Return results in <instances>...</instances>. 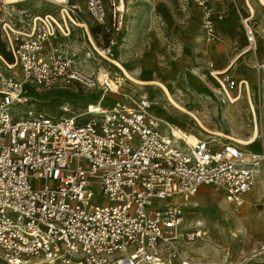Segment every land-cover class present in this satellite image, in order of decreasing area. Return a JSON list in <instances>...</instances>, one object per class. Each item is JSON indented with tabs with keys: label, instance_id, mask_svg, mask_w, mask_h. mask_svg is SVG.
I'll return each mask as SVG.
<instances>
[{
	"label": "built area",
	"instance_id": "1",
	"mask_svg": "<svg viewBox=\"0 0 264 264\" xmlns=\"http://www.w3.org/2000/svg\"><path fill=\"white\" fill-rule=\"evenodd\" d=\"M71 1L61 2L54 16L29 14L19 6L25 0H0V38L11 68L20 70L0 88V264H164L180 241L201 236L197 230L181 232L182 205L168 201L211 185L239 211L258 180L264 187V145L247 150L220 135L189 142L186 132H172L151 114L145 96L103 105L104 89L81 107L62 103L56 117L29 109V81L98 87L63 51L73 29L69 15L82 1L93 22L110 30L108 13L115 17L121 10L114 0ZM230 1L244 38L237 56L251 54L252 69L264 76V16L260 27L247 0L243 7ZM185 3L200 8L204 38L214 42L224 13L209 0ZM110 48L101 52L111 55ZM222 81L238 88L229 77Z\"/></svg>",
	"mask_w": 264,
	"mask_h": 264
},
{
	"label": "rangeland",
	"instance_id": "2",
	"mask_svg": "<svg viewBox=\"0 0 264 264\" xmlns=\"http://www.w3.org/2000/svg\"><path fill=\"white\" fill-rule=\"evenodd\" d=\"M122 1L125 8L123 11L116 13L115 17L108 13L110 22L108 29L110 30L97 26L87 13L83 2L78 1V9L75 16L72 15V17L74 19L76 17V21L87 23L94 46L87 40L88 35L83 32V28L74 26L70 37L62 43L63 51L70 56L72 55L68 49L75 52L76 58L81 59L83 70L89 73L93 71V75L98 76L102 84L106 83L103 75L106 71H110L111 80L114 81L118 80V74H120V71L116 70L108 59L105 60L103 55L112 60H120L121 65L128 72L136 73L139 79L157 80L164 83L175 101L194 113L207 128L228 136L231 135L234 138L249 136L254 123L251 120L252 117L248 112L245 99L241 98L234 104L227 101L221 102L222 95L219 94V85L210 75L211 63L214 64H212L213 69H222L228 59L236 53L237 46L244 43L243 36L238 31L239 20L233 3L230 0H221L227 5L228 12L227 16L219 22V27L230 17H233L232 25L235 30L231 32V48L225 61L215 64L213 53L221 50L222 47L220 40H217V34L216 41L213 42L216 43L215 47L207 54H204V43L203 45L195 43L187 46L181 42L188 35L187 25L184 23L187 17L185 18L186 15L184 16L182 11V0H114L115 6L119 7ZM70 2L72 1L70 0ZM250 2L255 8L257 18L261 17L264 9L259 5V2L257 0H250ZM148 3L150 8L147 7ZM237 3L243 7V0H237ZM19 6L24 7L29 14L51 13L58 16V6L46 1L29 0ZM189 18L193 19L191 13ZM194 26L201 29L199 18ZM236 41L238 44H234ZM107 45H111V55L100 54L103 47ZM86 53H90L89 59H85ZM0 55L7 63H10V66L7 67L0 61L1 88V83L5 78L18 77L20 70L18 65L11 68L13 65L10 62V57L7 56L6 46L1 38ZM248 58L246 56L240 63V67L238 66L239 72L231 71L226 76L224 74L217 76L221 80L224 77H229L235 81H238L242 75L248 77L246 62L249 64L248 69L254 73L253 79L248 82L252 87L251 94L259 121L258 146L252 149L257 150L264 145V94L261 98L257 83L258 75L251 67L252 60L248 61ZM24 87L32 100V107L29 109L41 111L51 117L61 114L62 103H67L72 107H81L86 102H95L101 93L100 87L83 89L77 83L66 84L61 81H56L49 87H40L29 81ZM118 90L127 93L130 90H136L135 93H132L133 99L139 95L143 96L142 93H145L151 101L160 97L161 94L157 87L140 88L131 85L128 81L121 82L116 91L118 92ZM232 91L233 96L235 89ZM121 97L118 94H105L103 105H107V102L122 100ZM159 107L160 110L152 109L154 114L180 123L185 127L183 129L198 137H209L199 134L200 129L181 113H169L168 111H172L169 106L164 111L161 105ZM23 110L24 108L21 107L19 111ZM15 112L18 111L15 110ZM262 189L264 191V187L258 180L247 196L248 201L246 200L239 211H235L229 206L225 202L221 190L211 185L201 186L196 193L187 198L181 197L180 201L183 204L181 211L184 216L181 232L198 229L205 232V235L201 233L198 239L189 243L180 241L178 254L168 255L171 257V264H181V262L217 264L223 260H227L228 264H264V253L260 254L258 251L264 246V199L260 197L259 201L260 193H263ZM93 193L98 203L103 202L102 194L95 189H93ZM252 203L256 206H253ZM235 216L242 218L240 228L235 226V222L236 224L239 222ZM197 221H200L201 225H197ZM259 246L261 247L259 248ZM167 253V251H162L163 255ZM257 254L260 255L257 256Z\"/></svg>",
	"mask_w": 264,
	"mask_h": 264
},
{
	"label": "bare ground",
	"instance_id": "3",
	"mask_svg": "<svg viewBox=\"0 0 264 264\" xmlns=\"http://www.w3.org/2000/svg\"><path fill=\"white\" fill-rule=\"evenodd\" d=\"M19 0H8V2H17ZM25 1H29V0H25ZM37 1H46L47 3H50V4H53V5H56L58 6V12H59V9L61 8V6L59 5L61 2H64V1H67V0H37ZM257 2H262L264 3V0H257ZM122 4L119 5V9L121 11H123L125 8H124V3L123 1L121 2ZM247 3L248 5L250 6V8L252 9V11L254 12V7L251 5V2L250 0H247ZM260 4V3H259ZM244 6V4H243ZM47 14H51V13H47ZM52 15V14H51ZM70 19L73 21L72 23V26L74 28V26L76 28H83V32L87 35H88V38L87 40H89V42H91V44L94 46V42H93V39L91 37V34L89 32V29H88V25L87 23L85 22H80V21H76L72 16H70ZM68 46V45H67ZM69 52L71 53L72 57H73V60L75 62V66L77 68H79L80 70L84 71L83 68H82V63H81V59L80 58H76L77 55L75 52H73L71 49H68ZM100 54L103 55V52H101ZM245 54H248V52H245L243 53L242 55H240L237 60L230 66H234L238 60H240L241 56L243 57V55ZM108 61L113 64L114 68L117 70L120 71V74L119 75V78L117 81H114V80H111V75H110V71H106L103 75H104V79H105V82L104 84H102L99 79H98V76L96 77V75H93V71L92 72H86L84 71L85 73L87 74H90L92 75L94 78L97 79L98 81V87H100L101 89H104L105 92H104V95H103V100L101 101V104L105 103V94H118V95H121L122 97V100H133V95L130 94V93H127V92H121L120 90H118V92L116 91L117 88L121 85V82H129L131 85H134V86H137V87H140V88H143L145 86H154V87H157L160 91V97H157L154 101H151L148 97H146V94L145 93H142L143 96H145L146 98L149 99V101L151 102V106H150V112L152 115H154L156 118H158L160 121L168 124L170 127H171V130L172 132L174 133H178L177 132V129H179L181 132H186L187 134V138H188V141L189 142H195L197 139H199L200 137L196 136V134H192L190 131H187L186 129H183L185 127H183L182 125H180V123H175V122H172L170 121L168 118H161L160 116L156 115L153 113L152 109L153 110H160V105L162 106V110H167V107L169 106L172 111H168L169 113H181L182 115H184L187 119L191 120L195 126H197L199 129H200V132L199 134L201 135H206V136H209V137H203V138H212L214 139L216 136L220 135V136H223L225 138H230L231 140H234L235 142H239L241 145L244 146L245 149L247 150H252L254 148H257L258 146V143H257V139L260 137L259 136V121H258V117H257V113H256V108H255V104L253 102V98H252V94H251V85L250 83L244 79V80H239V84H238V88L235 89V95L232 96V90L233 89H229L225 86V84L223 83V81L217 76V75H220V74H224V76H226V73H228L231 68H226V69H222V70H219V71H216L212 68H210V75L213 76V78H215V80L217 81V84L219 85V94L222 95L220 101L221 102H229L230 104H234L235 102L239 101L241 98H244L245 99V103L248 107V112L249 114L251 115L252 119L253 120V127L251 128V132H250V135L245 137V138H234V137H231L224 134V133H221L219 131H215V130H212V129H209L207 128L203 122L192 112L188 111L187 109H185L184 107H182L181 105H179L175 99L173 98V96L170 94L168 88L166 87V85L160 81H157V80H141L137 77V74L136 73H131V72H128L122 65L119 61L117 60H112L111 58L109 57H106L105 55H103ZM90 58V53H86L85 54V59H89ZM240 58V59H239ZM0 61L3 62V64L5 66L8 67V65L10 66V63H7L4 58L0 55ZM211 67V65H210ZM116 73V72H115ZM117 74V73H116ZM204 75V74H203ZM205 76V75H204ZM200 77V76H199ZM202 78V76H201ZM202 81V80H201ZM257 83H258V87H259V94L262 98V95L264 94V76L262 75H259L258 78H257ZM118 85V86H116ZM116 86V87H115ZM212 87V86H211ZM210 87V88H211ZM116 89V90H115ZM242 92H243V97H242ZM156 94V93H155ZM110 103L107 102V105H109ZM250 108H252L253 110V114L250 113ZM255 186V185H254ZM216 191V190H215ZM177 199H179V201H177ZM261 199H263V195L261 196ZM181 200V197H174V198H171L168 203L170 202H178L180 203V205H182L183 207V204L182 202L180 201ZM235 218H238L237 220L239 221L238 224H236L235 222V226L237 228H240L241 227V222H242V218L241 217H236ZM197 225H201V222L200 221H197L196 222ZM197 231L200 232V234H204L205 235V232H201L200 230L197 229ZM261 248H264V246H262ZM260 250V249H259ZM179 252V251H178ZM177 252V254H178ZM264 252V249L260 250V253ZM163 259V262L164 264H171V257L170 256H165L162 258ZM181 264H188L187 262H181Z\"/></svg>",
	"mask_w": 264,
	"mask_h": 264
},
{
	"label": "crops",
	"instance_id": "4",
	"mask_svg": "<svg viewBox=\"0 0 264 264\" xmlns=\"http://www.w3.org/2000/svg\"><path fill=\"white\" fill-rule=\"evenodd\" d=\"M210 1V5L216 10V11H222L223 13H224V17L225 16H227V12H228V7H227V5L224 3V2H222L221 0H209ZM150 3V2H149ZM149 3H148V5H147V7L148 8H150V6H149ZM182 11H183V13H184V16H185V18H186V20H184V23L187 25V27H186V29L188 30V35H186V37L187 38H184L183 39V41H181L184 45H187V46H189V45H191V44H197L198 43V45H203V43H204V45H205V48H204V54H207V53H209L212 49H213V47H215V44L216 43H213V42H206V40H205V38H204V33H203V31H202V29H199L198 27H196V26H194V23L196 22V24H197V20H198V18H199V20H200V18H201V11H200V8H198L197 6H195L194 4H186L185 3V0H182ZM251 5H252V3H251ZM253 6V5H252ZM146 7V8H147ZM254 7V6H253ZM145 8V9H146ZM185 9V10H184ZM151 10H153L152 8H151ZM254 12H255V8H254ZM191 13V15H192V20H191V18H189V14ZM263 16L264 15H262L261 17H259L258 18V20H259V24H260V27H261V24H262V20H263ZM232 23H233V17L231 18L230 17V19H228V20H226L223 24H222V26L221 27H219V22L217 23V26H216V34H217V40L219 41L220 40V44L222 45V47H221V50H219V51H217V52H214L213 53V58H214V61H215V64H221V63H223V61H225V59H226V56H227V54H228V52H229V49L231 48V32L233 31V30H235L234 29V26L232 25ZM198 29V30H197ZM195 30V31H194ZM238 31H239V33L240 34H242L241 33V30H240V26L238 27ZM198 33V34H197ZM243 36V35H242ZM196 37H198V38H196ZM221 38V39H220ZM196 41V42H195ZM216 41V40H215ZM214 41V42H215ZM243 42H244V38H243ZM234 44H238V41H236V42H234ZM244 45V43L243 44H239L238 46H237V48H236V53L232 56V57H230L229 59H228V61H227V63L224 65V69H226V68H231V70L229 71V72H231V71H236V72H239V65H240V63L241 62H243V59L246 57V56H248L249 58H248V61H251V60H253V56L251 55V54H245V55H243V57L241 56L239 59L240 60H238L237 61V63L234 65V66H232V67H230L236 60H237V58L239 57V56H237V54H238V51H239V49L242 47ZM263 56V49H262V47L260 46V49H259V52H258V57H262ZM213 63H211V67L210 68H212L213 69V65H212ZM246 65H247V68H246V70H247V72H248V77H245V76H241L239 79H238V81L239 80H244V79H246L247 81L248 80H252L253 79V75H254V73L250 70V69H248V62H246ZM239 66V67H238ZM222 68V69H223ZM222 69H220V70H222ZM215 70V69H214ZM216 71H219V70H217L216 69ZM229 72H228V74H229ZM227 74V73H226ZM130 94H132V93H135L136 92V90H134V91H132V90H130V91H128ZM140 96V95H139ZM89 102H91V101H89ZM93 102V101H92ZM114 101H112L109 105H111L112 103H113ZM247 109H248V107H247ZM262 191H263V189H262ZM262 195H264V191H263V193L261 192L260 193V196H259V201H260V197L262 196ZM248 201V200H247ZM253 204V203H252ZM253 206H256V205H254L253 204ZM259 254H257V256H258ZM256 257V256H255ZM240 264V263H239Z\"/></svg>",
	"mask_w": 264,
	"mask_h": 264
}]
</instances>
